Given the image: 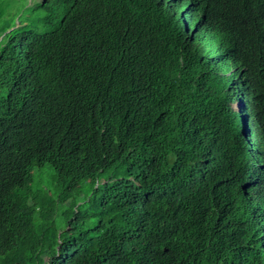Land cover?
I'll return each instance as SVG.
<instances>
[{
	"label": "trees",
	"instance_id": "16d2710c",
	"mask_svg": "<svg viewBox=\"0 0 264 264\" xmlns=\"http://www.w3.org/2000/svg\"><path fill=\"white\" fill-rule=\"evenodd\" d=\"M29 10L0 25V264H264V200L203 55L250 66L264 127V0Z\"/></svg>",
	"mask_w": 264,
	"mask_h": 264
},
{
	"label": "clouds",
	"instance_id": "9594fccd",
	"mask_svg": "<svg viewBox=\"0 0 264 264\" xmlns=\"http://www.w3.org/2000/svg\"><path fill=\"white\" fill-rule=\"evenodd\" d=\"M184 21L188 24L183 13ZM17 27V26H16ZM185 27V26H184ZM192 29H197L196 26ZM215 29V28H214ZM205 29V38L217 36L216 29ZM201 31H191V36L200 34ZM208 34V36H207ZM221 55L215 56L203 51L206 60L209 61V72L216 81L215 88L220 91L221 114L212 112L211 115H218L230 122L231 139H234L244 147L245 154L242 156L245 163L242 183L244 192L255 201L264 200V127L261 114L258 111L259 85L250 83L249 79L254 74L251 73L248 64H241L230 58L222 51ZM248 71V73L246 72ZM109 88V81L114 79L112 74L106 73L99 76ZM210 89H214L212 87ZM209 89V90H210ZM228 118H226V116ZM207 125L203 121L198 131L202 134L207 133Z\"/></svg>",
	"mask_w": 264,
	"mask_h": 264
},
{
	"label": "rangeland",
	"instance_id": "374dc122",
	"mask_svg": "<svg viewBox=\"0 0 264 264\" xmlns=\"http://www.w3.org/2000/svg\"><path fill=\"white\" fill-rule=\"evenodd\" d=\"M37 0H0V25L2 23H8L11 19L14 18V23L16 26L20 23H30L33 19V14L29 10L34 4H36ZM28 18V19H27ZM49 28V24H45L42 26L43 30ZM45 170L37 171V180H42L45 186L51 188L53 186L58 187L56 189L57 192L64 191V186H58V183L55 179V174L51 166L48 164L45 166Z\"/></svg>",
	"mask_w": 264,
	"mask_h": 264
}]
</instances>
